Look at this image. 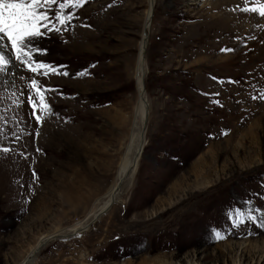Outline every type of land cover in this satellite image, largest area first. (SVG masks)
Returning <instances> with one entry per match:
<instances>
[{"label": "rangeland", "instance_id": "rangeland-1", "mask_svg": "<svg viewBox=\"0 0 264 264\" xmlns=\"http://www.w3.org/2000/svg\"><path fill=\"white\" fill-rule=\"evenodd\" d=\"M154 1L145 148L120 202L86 230L67 234L119 177L149 0L66 8L72 26L39 48L70 76L0 72V149H11L0 151V264L55 233L30 264H260L243 249L264 254V99H253L264 97V0ZM32 78L55 90L39 125L24 119Z\"/></svg>", "mask_w": 264, "mask_h": 264}, {"label": "snow or ice", "instance_id": "snow-or-ice-1", "mask_svg": "<svg viewBox=\"0 0 264 264\" xmlns=\"http://www.w3.org/2000/svg\"><path fill=\"white\" fill-rule=\"evenodd\" d=\"M85 3L87 0H62V2L60 0H0V72L14 76L13 69L19 71L20 68H26L32 74L43 76L49 74L70 76L68 71H61L65 66L52 67L43 62L42 56L47 53V49L39 48V40L50 32L67 31L72 26L71 21L75 18V14L70 12L65 14L64 10L70 7H82ZM56 5L59 11H53ZM244 11L255 13L257 9L253 7ZM259 14L264 17V5L260 7ZM5 39L10 42V54L5 51L7 47ZM34 50L39 53L35 59H33ZM220 51L231 52L234 49L222 48ZM87 74V71L77 73L79 76ZM38 85L39 81L32 78L27 88L21 92V95L27 92V99L23 103L28 106V116L24 118L28 124L34 120L39 125L42 121V112L52 114L51 105L46 102L45 94L55 90ZM257 98L264 99V97H253V99ZM34 134L38 136L40 133L34 131ZM0 151L8 153L11 149L3 148ZM258 210L264 211V209ZM249 218L256 219L254 216Z\"/></svg>", "mask_w": 264, "mask_h": 264}, {"label": "bare ground", "instance_id": "bare-ground-1", "mask_svg": "<svg viewBox=\"0 0 264 264\" xmlns=\"http://www.w3.org/2000/svg\"><path fill=\"white\" fill-rule=\"evenodd\" d=\"M153 1L154 0H149L148 8L146 11V18L144 21V27H143V31H142V39H141V42L139 44V54H138V58H137L138 64H137V68H136L138 105L133 111L131 133H130L129 139L127 141L128 143L126 146L124 158H123V161L121 162V166L119 169V177L109 187L108 191L101 197V203L87 217L85 223L79 227L71 229L69 232H67V234H76L79 231H83V230L88 229L92 223H94L97 219H99L103 215V214L101 215L102 211H104L109 206L112 207L115 202H120V194H121L122 187L133 176L135 169L138 165L139 158L144 151L145 142H146L145 141V133H146L147 123H148V118H149V116H148V114H149L148 102L146 100V91H145L146 68L144 65V57H145V53H146V49H147V48H145V44H146V42H148V39H149V30L151 28L152 19H153V18H151L152 17V10H153L152 9L153 8ZM29 129H30V127H29ZM23 142H24V140H23ZM19 143L21 144V141ZM22 144H24V143H22ZM25 144H27V143L25 142ZM61 235L65 236L63 234H61ZM52 236H59V235L56 233L53 235H46V234L42 235L39 238L38 242L35 244V246H33L31 248V250L29 251L27 256L19 264H30V263H32V260H34L39 249L45 243H47L48 240ZM226 244H228V243H226ZM243 244L244 243H241V242L239 243V245H241V246ZM244 247L245 246L243 245V248ZM230 249H232V247ZM247 250H248V248H247ZM243 251H244L245 255L249 254L248 255L249 259H251V260L257 259L260 264L264 263L263 252H252L251 251V254H250V252L247 253L248 251L245 252L246 250H244V249H243Z\"/></svg>", "mask_w": 264, "mask_h": 264}, {"label": "water", "instance_id": "water-1", "mask_svg": "<svg viewBox=\"0 0 264 264\" xmlns=\"http://www.w3.org/2000/svg\"><path fill=\"white\" fill-rule=\"evenodd\" d=\"M153 10H152V17L151 18H153V16H154V9H155V1H153V8H152ZM147 44H148V42H146V44H145V48H147ZM150 108L148 107V110H149ZM110 209V206L108 207V208H106L104 211H102L101 212V215L102 214H104L106 211H108Z\"/></svg>", "mask_w": 264, "mask_h": 264}]
</instances>
